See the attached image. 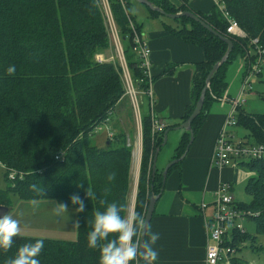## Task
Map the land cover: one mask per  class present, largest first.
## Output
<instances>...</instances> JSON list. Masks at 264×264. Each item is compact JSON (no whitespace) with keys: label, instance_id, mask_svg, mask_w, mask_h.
Masks as SVG:
<instances>
[{"label":"trees","instance_id":"16d2710c","mask_svg":"<svg viewBox=\"0 0 264 264\" xmlns=\"http://www.w3.org/2000/svg\"><path fill=\"white\" fill-rule=\"evenodd\" d=\"M147 1L167 14L189 11L184 7L175 8L165 0ZM107 2L128 67L138 83L142 74L132 52V33L128 24L129 18L140 32L141 25L130 11L134 1L125 0L124 8L118 0ZM262 2L221 0L230 18L244 32V38L226 34L227 22L215 5L207 14H196L220 36L228 38L233 47L228 60L211 78L201 113L191 125L194 134L208 112L212 96L219 99L225 89L226 66L237 57L254 61L256 54H250L251 50L255 51L256 45L251 43L254 39L264 51ZM149 12L152 18L160 16ZM171 21L176 24L166 28L171 35L200 47L205 54L204 61L195 65L192 102L181 118L185 121L208 72L223 56L226 45L188 18ZM107 48L108 35L96 0H0V166L8 189L22 199H54L58 205H68L72 194L83 196L86 187L96 195V199L88 202L87 210L77 216L80 226L76 241L44 239L40 264H97V252L86 246V233L93 213L101 209L100 201H115L123 205L122 215H125L131 158L128 149L131 146L125 147L127 137L123 132L115 134L104 148H97L92 143L94 128L109 120L121 101L127 98L120 69L94 59ZM262 58L264 60V54ZM9 65H15L16 69L11 76L5 71ZM174 126L176 124H166V129ZM236 126L247 132L251 144L264 143V115H249L240 107L236 113ZM162 135L152 145L148 116L142 118L141 162L134 203V213L142 219L148 203L147 191L157 195L162 188V171L155 169L154 177L151 175L153 153L162 144ZM188 138V133L184 132L172 160L182 155ZM242 167L251 174L245 183V192L251 195V201L237 204V207L248 214L255 234L264 235V160L252 161ZM12 171L17 177L9 180L7 175ZM109 174L114 175L112 181L107 180ZM68 207L74 208L73 205ZM240 239L241 233L234 230L231 241L224 239V245L237 251ZM14 240L16 244L12 248L0 251V262L11 258L19 244L34 239L18 236ZM255 240V237L251 238V247L255 246ZM240 260L231 257L230 264H239ZM139 264H143L141 258Z\"/></svg>","mask_w":264,"mask_h":264},{"label":"crops","instance_id":"0c3cea01","mask_svg":"<svg viewBox=\"0 0 264 264\" xmlns=\"http://www.w3.org/2000/svg\"><path fill=\"white\" fill-rule=\"evenodd\" d=\"M165 1L175 8L184 7L194 14H207L215 5L214 0H208V2H205L206 0ZM138 14V18L133 17L141 25L140 32L150 48L154 114L160 120H164L167 125L176 124L178 126L184 122L181 118L185 108L191 105L195 65L204 61V51L196 45L188 44L171 35L166 28L175 27L176 24L173 21L160 16L152 18L146 7L143 11L138 10ZM229 100L231 99L222 100V96L219 99H212L185 158L167 173L163 191L156 202L148 228L150 231L159 233V240L156 244L157 264H205L208 243L207 224L212 214L215 190L220 184L229 183L232 191L237 185L245 184L251 177L249 172L239 167H225L219 170L211 160L215 140L226 117L227 110L221 103L228 104ZM145 110V116H147L148 109ZM120 122L114 124L112 128L107 127L112 136L117 133L115 126L120 125ZM120 129L122 132V127ZM183 137L182 130H170L167 133L166 142H171L173 154L166 159L161 158L163 165L160 170L156 167L158 171H162L165 164L172 160ZM238 139L249 144L252 141L247 132ZM133 144L135 147L142 146L141 132L138 136L135 135ZM160 150L161 148L158 151L156 163L159 160ZM136 151L139 152L138 147ZM139 163L140 152L137 165L136 159L134 161L132 180L136 181L135 191L139 176ZM131 208L130 213H132Z\"/></svg>","mask_w":264,"mask_h":264},{"label":"rangeland","instance_id":"374dc122","mask_svg":"<svg viewBox=\"0 0 264 264\" xmlns=\"http://www.w3.org/2000/svg\"><path fill=\"white\" fill-rule=\"evenodd\" d=\"M101 11L103 17L104 4L103 0H96ZM262 4H264V0H262ZM205 2H208L206 0ZM108 3V2H107ZM260 4V5H262ZM211 5L209 4V7ZM145 10V7L136 3L131 2V14L136 18L139 17L138 10ZM169 20V19H168ZM104 55L105 59L108 60L110 55H116L113 47L109 44L108 39V48L105 52L97 53L98 56ZM250 54L254 55L255 51L251 50ZM116 59V58H115ZM95 61L96 57H95ZM251 70L254 68V65L250 64ZM226 75L224 78L225 89L222 92V100L226 99H236L238 92L241 87V81L243 79L244 74L247 70V64L245 63L244 58H234L227 66H226ZM249 84L251 87V91L249 94H246L242 100L244 101L243 110L246 114L249 115H264V61L260 64L259 74H251L249 73ZM212 98H216L213 97ZM226 108V115L230 112V106L228 107L227 103H221ZM146 100H143V104L140 105V118L141 124H139V119L136 116V113L133 110L132 105L129 102L128 98H125L121 101L113 115L110 117L109 121L106 124L100 125V130H97L92 137V143L97 148H104L107 142V134L106 129L108 126L111 128L114 127V124L120 122V125H116V134L121 133L120 127H122L123 131L128 137L132 148H128L131 150V158H130V166L128 173V194L126 200V206L124 208L125 215L130 213V208L132 206L133 193L135 189V180L133 170H134V161H135V152L138 147L140 152V162H141V151L142 146L135 147L133 144L135 135H139L141 132L142 126V118L145 114ZM123 122V124H122ZM163 123L166 125V122L163 120ZM119 124V123H118ZM114 128V130H115ZM122 131V132H123ZM227 132H231L235 140L239 138V136L246 133L243 129L238 127H228ZM174 134V133H172ZM127 142V140H126ZM125 143V147H126ZM135 147V148H134ZM173 146H171V142L168 141L165 143L163 147H161L159 160L156 163V167L160 170L162 167L161 158L170 157L173 154ZM127 148V147H126ZM166 165V164H165ZM165 167V166H164ZM140 168V163H139ZM242 168V166H239ZM245 171V170H244ZM138 184V182H137ZM8 181L4 176V170L0 166V206H5L8 208V214L13 218L19 221L20 237H30L32 239L43 238L47 240L53 241H76L77 239V227L74 226L73 220L77 219V216H74L72 211L73 208H67L65 211H58L59 205L54 199H22L20 196L14 192L13 190L8 189ZM149 189V188H148ZM137 193V187L135 191V198ZM149 193L147 195V199L150 196ZM231 195L234 198L236 204L243 205L250 203L251 195L245 192V184H239L231 191ZM134 198V203H135ZM147 205V204H146ZM134 212V205L132 209V213ZM238 225L241 226V242L238 245L237 251H235L232 257L241 259V262H245V264H264V235H256L254 232V224L251 219L243 218L242 220H238ZM255 237V246L251 247L250 240ZM239 263V264H240Z\"/></svg>","mask_w":264,"mask_h":264},{"label":"built area","instance_id":"2783aa9c","mask_svg":"<svg viewBox=\"0 0 264 264\" xmlns=\"http://www.w3.org/2000/svg\"><path fill=\"white\" fill-rule=\"evenodd\" d=\"M120 5L125 7V0H118ZM215 6L227 22L226 34L235 38H244L245 34L240 29L238 24L230 18L229 13L223 7L221 0H214ZM104 11L103 21L106 28V32L109 39V44L113 47L116 55H110L108 60L104 56H96L98 63H111L120 69L121 82L124 89V95L129 99L130 104L139 119L140 118V105L143 104V100H146V108L151 142L161 136L166 129V125L160 120L153 111L154 108V96H153V77L151 75V63H150V48L145 41L143 35L136 30L134 23L128 18L129 28L132 33V52L136 57V64L141 71L142 78L136 83L133 79L127 61L125 59L123 46L120 41L119 32L115 25L109 4L107 0H103ZM256 45L254 61L249 58L245 60L247 64L246 73L241 81V87L236 99L229 100L230 112L224 118L221 130L215 140V146L212 153V162L217 169L225 167H235L248 164L252 161L264 160V143L254 145L245 142L242 139L233 137L231 132H227L228 127L236 126V113L240 107H243L244 101L242 98L249 94L251 87L249 84V73L259 74L260 64L263 63L264 51L257 46V41L254 39L251 41ZM116 58V59H115ZM254 65L251 70L250 64ZM146 85L145 88H143ZM217 99V98H214ZM109 120L102 124H106ZM100 124V125H102ZM100 125L96 126L93 133L100 130ZM108 139L113 136L109 133V129H106ZM126 145L131 146L127 140ZM132 148V146H131ZM61 157V155H59ZM58 157H55L57 159ZM15 171L9 172L7 178L12 180L17 177ZM238 205L234 201L231 195V186L229 183L220 184L213 194L212 214L207 224V238L208 243L205 253V264H230V258L235 253L234 248L224 245V239L230 240L232 232L240 231L242 228L238 225V220L248 217V214L242 212L237 207ZM231 241V240H230Z\"/></svg>","mask_w":264,"mask_h":264},{"label":"clouds","instance_id":"9594fccd","mask_svg":"<svg viewBox=\"0 0 264 264\" xmlns=\"http://www.w3.org/2000/svg\"><path fill=\"white\" fill-rule=\"evenodd\" d=\"M15 65L5 69L11 76L15 72ZM113 174L107 176L112 181ZM96 199L91 188H84L83 196L72 194L68 205H73L74 216H79L88 208V202ZM102 207L96 210L89 222V231L86 233V246L97 252V264H157L159 233L145 231L144 221L136 213L122 215L123 205L117 202L100 201ZM68 205L60 203L58 211L67 210ZM75 227L80 226L79 219H74ZM20 231L19 221L5 211H0V251H7L14 244ZM145 232L146 238H141L140 233ZM44 248V239L36 238L31 242L19 244L11 258L5 259L0 264H40V253Z\"/></svg>","mask_w":264,"mask_h":264},{"label":"water","instance_id":"95a60500","mask_svg":"<svg viewBox=\"0 0 264 264\" xmlns=\"http://www.w3.org/2000/svg\"><path fill=\"white\" fill-rule=\"evenodd\" d=\"M140 5H143L144 7H146L149 11L158 13L160 16H162L163 18L169 19V20H175V19H179V18H188L190 20H192L195 23H198L202 28H204L205 30H207L208 32H210L213 36L219 38V40H221L225 45H226V51L224 52L223 56L220 58V60H218L216 63L213 64V66L211 67L210 71L208 72L205 81H204V86L200 91L199 97L194 105V108L192 110V112L190 113V115L188 116V118L182 122L181 124H179L178 126H174L171 128H167L164 130L163 135H162V144L155 149L154 153H153V157H152V163H151V175L152 178L154 177L155 174V169H156V159L158 156V151L161 147H163L166 143V138H167V133L170 130H182L183 132L188 133L189 138H188V143L185 147L184 152L182 153V155L178 158H175L171 161H169L165 167L163 168L162 172H161V177H162V188L159 192V194L154 195V194H150L149 199H148V203L146 205V210L143 216V221H144V229L145 231L148 230L149 228V224L151 221V218L153 216L154 213V209H155V205L156 202L158 201L162 191H163V186H164V182L166 180V176L167 173L169 171V169L173 166L176 165L178 163H180L186 156L188 149L190 148L191 144L194 141V132L192 130V122L200 115L203 104H204V100H205V96L207 91L209 90L210 87V81L212 76L219 70V68L225 64V62L228 60V57L232 51V42L228 39V38H224L222 36H220L218 33H216L214 30H212L207 24H205L196 14L192 13L191 11H182V12H178V13H174V14H167L164 11H162L161 9H159L158 7H155L152 3H150L147 0H132ZM0 211H5L8 212V208L0 206ZM140 237L141 238H145V232H141L140 233ZM142 259V258H141ZM143 261V259H142Z\"/></svg>","mask_w":264,"mask_h":264},{"label":"bare ground","instance_id":"6f19581e","mask_svg":"<svg viewBox=\"0 0 264 264\" xmlns=\"http://www.w3.org/2000/svg\"><path fill=\"white\" fill-rule=\"evenodd\" d=\"M138 157H139V152L136 151V152H135L136 165H137V163H138ZM131 210H132V208H131Z\"/></svg>","mask_w":264,"mask_h":264}]
</instances>
